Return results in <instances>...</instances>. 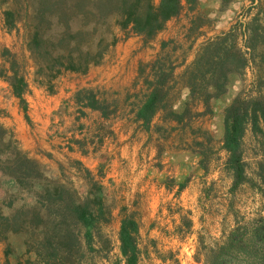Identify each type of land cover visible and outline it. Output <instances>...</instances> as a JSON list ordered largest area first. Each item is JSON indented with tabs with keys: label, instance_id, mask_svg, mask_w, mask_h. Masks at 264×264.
<instances>
[{
	"label": "rangeland",
	"instance_id": "obj_1",
	"mask_svg": "<svg viewBox=\"0 0 264 264\" xmlns=\"http://www.w3.org/2000/svg\"><path fill=\"white\" fill-rule=\"evenodd\" d=\"M6 4H0V71L12 65L23 74L27 118L0 75V127L5 138L10 136L21 151L42 164L47 175L71 183L83 194L89 182L73 162L80 160L99 180L104 203L110 207L106 218L94 224V249H85L78 264H124L117 239L124 215L137 223L138 264H204L209 248L236 224L264 219V125L254 132L246 126L242 134L246 179L241 183L232 185L221 147L225 106L237 95L260 96L264 101V0H196L192 8L183 2L179 13L148 40L135 33L125 36L114 17H108L98 29H109L115 42L100 61L83 73L62 70L48 80L36 72L25 48V20L5 29L1 9ZM222 35L247 61L226 73L223 90L210 96L207 110L200 112L199 90L190 95L186 85L191 62L208 39ZM155 57L173 65L171 108L181 111L188 100L190 116L177 124L161 121L158 112L144 129L134 119V109ZM195 73V84L204 83L206 71L203 76ZM81 87L91 89L110 112L101 116L76 103L73 92ZM205 89L213 93L208 85ZM27 197L0 174L2 212ZM23 237L7 232L0 238V264L33 258L25 251Z\"/></svg>",
	"mask_w": 264,
	"mask_h": 264
},
{
	"label": "trees",
	"instance_id": "obj_2",
	"mask_svg": "<svg viewBox=\"0 0 264 264\" xmlns=\"http://www.w3.org/2000/svg\"><path fill=\"white\" fill-rule=\"evenodd\" d=\"M195 1L158 0L154 4L151 0H0V4L7 3L1 9L6 30L15 28L18 20H25V48L36 72L48 80L62 70L83 73L90 64L100 61L108 46L115 42L109 29H98L108 17H114V23L125 36L135 33L148 40L170 17L179 13L183 2L192 8ZM251 32L256 39L254 27ZM225 40L224 35L208 39L199 56L191 62L186 85L190 95L199 90L203 106L200 112L207 110L210 96L223 90L226 73L247 61L235 43ZM163 43L161 41V45ZM10 66L0 71V75L27 118L23 96L27 81ZM149 66L151 71L142 79L145 89L135 106L134 119L144 129L149 128L151 119L158 112L161 121L184 123L190 116L188 100L181 111H175L168 98L173 65L159 62L155 57ZM204 71L207 73L204 83L195 84V72L203 76ZM206 84L213 93L206 91ZM72 97L81 106L98 110L101 116L110 112L108 104L100 101L91 89L78 88ZM222 124L224 163L231 172L232 185H236L246 179L241 137L246 126L253 132L262 130L264 101L260 96H235L224 108ZM5 133L0 127V174L25 191L29 199L7 213L0 209V238H5L7 232L24 235L25 251H31L33 258L15 264H78L85 249H94V224L110 212V207L104 203L99 180L80 160L74 159L76 168L84 172L89 182L85 192L79 194L71 183L47 175L42 164L21 151L10 136L5 138ZM10 203L11 200H7L6 205ZM137 232V223L132 217L124 215L120 218L117 239L124 264H138ZM209 249L204 264H264V219L257 218L248 225L236 224L224 240Z\"/></svg>",
	"mask_w": 264,
	"mask_h": 264
},
{
	"label": "crops",
	"instance_id": "obj_3",
	"mask_svg": "<svg viewBox=\"0 0 264 264\" xmlns=\"http://www.w3.org/2000/svg\"><path fill=\"white\" fill-rule=\"evenodd\" d=\"M137 122H138V120H137Z\"/></svg>",
	"mask_w": 264,
	"mask_h": 264
}]
</instances>
